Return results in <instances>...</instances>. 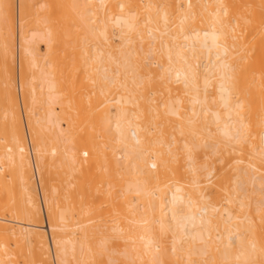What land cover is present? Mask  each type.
<instances>
[{
    "label": "bare ground",
    "instance_id": "bare-ground-1",
    "mask_svg": "<svg viewBox=\"0 0 264 264\" xmlns=\"http://www.w3.org/2000/svg\"><path fill=\"white\" fill-rule=\"evenodd\" d=\"M0 264H264V0H0Z\"/></svg>",
    "mask_w": 264,
    "mask_h": 264
},
{
    "label": "rangeland",
    "instance_id": "rangeland-1",
    "mask_svg": "<svg viewBox=\"0 0 264 264\" xmlns=\"http://www.w3.org/2000/svg\"><path fill=\"white\" fill-rule=\"evenodd\" d=\"M54 4H55V1H53L52 5L54 6ZM88 5H90V4H88L87 1H86V7H87ZM52 8H53V7H52ZM53 11H55V9H54ZM55 13H57V12H55ZM52 14H53V13H52ZM53 16H54V15H53ZM75 30H76V33H78V32L80 31V29H78V28H77V29L75 28ZM86 31H87V30H86ZM61 34H64V33L61 32ZM86 41H87V38H86V33H85V43H86ZM56 52H58V51H56ZM17 69H18V67L16 68V75H17V71H18ZM86 70H87V72H89L87 67H86ZM88 74H89V73H88ZM17 92H18L17 94H18V96H19V88H17ZM21 112H23L22 107H21ZM22 115H23V113H22ZM22 119H23V118H22ZM30 138H31V137H30ZM26 140H27V139H26ZM34 156H35V154H34ZM40 201H41V199H40ZM41 206H42V205H41ZM46 229H47V228H46ZM46 233H47V232H46Z\"/></svg>",
    "mask_w": 264,
    "mask_h": 264
}]
</instances>
